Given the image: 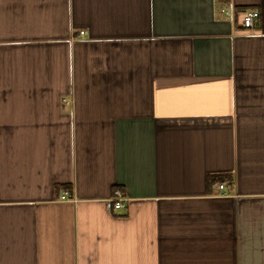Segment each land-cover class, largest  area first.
Wrapping results in <instances>:
<instances>
[{
  "label": "crops",
  "instance_id": "1",
  "mask_svg": "<svg viewBox=\"0 0 264 264\" xmlns=\"http://www.w3.org/2000/svg\"><path fill=\"white\" fill-rule=\"evenodd\" d=\"M0 264H264V0H0Z\"/></svg>",
  "mask_w": 264,
  "mask_h": 264
},
{
  "label": "built area",
  "instance_id": "2",
  "mask_svg": "<svg viewBox=\"0 0 264 264\" xmlns=\"http://www.w3.org/2000/svg\"><path fill=\"white\" fill-rule=\"evenodd\" d=\"M221 12L227 16H234V12L228 9L227 7H222ZM260 14L257 10H248L245 11L242 15V26L246 30L253 32L256 26V21L259 18ZM85 31H80V35H84ZM65 102H69V100H65ZM220 188H224L225 184H220ZM61 200H74V196L69 193L65 192L60 197ZM126 198L124 197L123 193L119 189H115L113 191V195L109 197L105 203L108 209H123L125 208Z\"/></svg>",
  "mask_w": 264,
  "mask_h": 264
},
{
  "label": "trees",
  "instance_id": "3",
  "mask_svg": "<svg viewBox=\"0 0 264 264\" xmlns=\"http://www.w3.org/2000/svg\"><path fill=\"white\" fill-rule=\"evenodd\" d=\"M218 180L222 183L220 184H223V182H229V183H232L233 182V178L231 176H228V175H221V176H217Z\"/></svg>",
  "mask_w": 264,
  "mask_h": 264
}]
</instances>
